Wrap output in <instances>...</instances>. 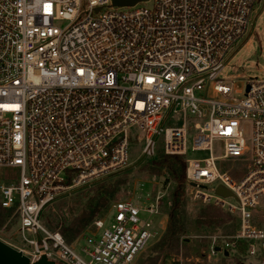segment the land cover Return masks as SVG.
Listing matches in <instances>:
<instances>
[{
  "label": "built area",
  "instance_id": "obj_1",
  "mask_svg": "<svg viewBox=\"0 0 264 264\" xmlns=\"http://www.w3.org/2000/svg\"><path fill=\"white\" fill-rule=\"evenodd\" d=\"M259 2L0 0V171L19 177L0 186L9 214L1 232L15 226L32 262L135 264L156 237L159 202L114 203L78 247L41 217L128 168L135 141L153 158L163 138L160 153L185 158L194 199L237 217L214 254L264 264L254 219L264 197V79L238 88L221 77Z\"/></svg>",
  "mask_w": 264,
  "mask_h": 264
},
{
  "label": "rangeland",
  "instance_id": "obj_2",
  "mask_svg": "<svg viewBox=\"0 0 264 264\" xmlns=\"http://www.w3.org/2000/svg\"><path fill=\"white\" fill-rule=\"evenodd\" d=\"M151 4H140L139 7H150ZM221 77L229 82L236 80L235 87L245 88L250 79H264V0L256 5L251 25L246 37L234 49ZM171 116L175 121L174 114ZM170 122V118L167 123ZM251 130L248 129L247 136ZM163 138L158 139V149L161 152ZM143 147L134 142L131 145L132 163L128 168L115 175L97 180L89 185L77 188L49 204L41 217L42 225L51 232L60 233L65 240L76 247L83 236L90 233L94 222L106 218L114 203L118 201H133L142 207L159 202V214L153 216V231L156 237L151 241L147 250L136 260L135 264H233V253L229 259L215 251L222 246L237 230V217L220 208L207 206L196 201L192 189L185 183L183 201L184 231L177 249L163 251L161 244L170 224L169 213L172 208L173 194L177 184L170 177L167 168L156 169L153 162L158 161L160 152L153 158L141 157ZM205 154L190 153L189 158H201ZM5 174V180L2 175ZM14 170L0 171V186L2 183L18 181ZM95 208L100 209V215L94 216ZM8 213L1 208L0 221ZM146 217V215H143ZM255 224L264 229V197L255 211ZM87 222V225H86ZM0 239L14 245L17 249L29 248L16 235L13 226L8 233L1 232ZM79 250V248H78ZM33 259V258H32Z\"/></svg>",
  "mask_w": 264,
  "mask_h": 264
},
{
  "label": "trees",
  "instance_id": "obj_3",
  "mask_svg": "<svg viewBox=\"0 0 264 264\" xmlns=\"http://www.w3.org/2000/svg\"><path fill=\"white\" fill-rule=\"evenodd\" d=\"M156 169L167 168L170 177L177 184V188L173 194L172 208L169 213L170 224L162 241L161 247L163 251L177 249L180 245L184 224H183V201H184V186L187 182V163L184 157L181 156H165L160 153L158 161L153 162ZM100 209L95 208L92 218L100 215ZM5 217L2 216L0 227L3 226ZM87 225V222H86Z\"/></svg>",
  "mask_w": 264,
  "mask_h": 264
},
{
  "label": "water",
  "instance_id": "obj_4",
  "mask_svg": "<svg viewBox=\"0 0 264 264\" xmlns=\"http://www.w3.org/2000/svg\"><path fill=\"white\" fill-rule=\"evenodd\" d=\"M147 0H115L116 6H134L138 2ZM249 90V88H248ZM219 195L224 197H230L232 194L226 191L222 187L217 190ZM220 250V249H218ZM228 255V252L225 253ZM0 264H57L53 260H49L46 256H43L40 260L32 262L31 259L26 256L23 251L14 248L0 239Z\"/></svg>",
  "mask_w": 264,
  "mask_h": 264
},
{
  "label": "crops",
  "instance_id": "obj_5",
  "mask_svg": "<svg viewBox=\"0 0 264 264\" xmlns=\"http://www.w3.org/2000/svg\"><path fill=\"white\" fill-rule=\"evenodd\" d=\"M229 259V258H228ZM235 261V260H234Z\"/></svg>",
  "mask_w": 264,
  "mask_h": 264
}]
</instances>
